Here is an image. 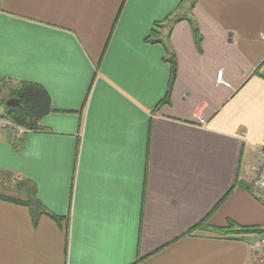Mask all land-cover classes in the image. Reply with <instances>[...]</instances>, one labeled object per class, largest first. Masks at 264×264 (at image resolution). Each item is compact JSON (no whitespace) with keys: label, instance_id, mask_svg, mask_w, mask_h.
Instances as JSON below:
<instances>
[{"label":"crops","instance_id":"0c3cea01","mask_svg":"<svg viewBox=\"0 0 264 264\" xmlns=\"http://www.w3.org/2000/svg\"><path fill=\"white\" fill-rule=\"evenodd\" d=\"M191 1L0 0V103L24 81L52 102L0 132V173L64 217L0 199V264H264L259 233L204 227L264 229V195L234 187L263 160L264 0Z\"/></svg>","mask_w":264,"mask_h":264},{"label":"trees","instance_id":"16d2710c","mask_svg":"<svg viewBox=\"0 0 264 264\" xmlns=\"http://www.w3.org/2000/svg\"><path fill=\"white\" fill-rule=\"evenodd\" d=\"M197 0L191 1V7L194 6ZM190 7V8H191ZM188 14V13H187ZM187 20L192 25L196 41L198 44L201 42V35L199 32V28L195 23L194 18L188 14L186 16ZM159 24H156L158 27ZM156 29V28H155ZM155 29L153 30L155 33ZM166 60L171 65V75L169 81V87L166 96L160 101L161 104L169 103L170 95L172 91V87L176 80L177 75V62L173 53L167 50ZM3 84L5 82L1 80ZM14 98L18 101L12 106H7L6 102H2L4 105V112L2 113V117L9 119L10 121L19 124L28 129H38L40 127V120L43 116L52 111V102L51 97L48 91L40 84L35 82L24 81L21 82L17 87L10 90V99ZM8 175H11L7 173ZM236 185H240L245 187L248 190L253 191V187L242 181L236 180L234 187ZM16 192L15 195L5 193L0 189V199L5 201H10L19 205L27 206L30 210L32 220L34 225H37L39 219L43 215H49L57 221L61 222L64 217H59L54 214H51L42 202L39 200L37 196V187L30 180H21L18 185H15ZM203 226V223L198 224L194 229ZM207 229H210L220 235H230V234H247V233H263L264 229L259 226H241L236 222L230 220L228 224L224 227H212V226H204ZM142 258L139 259V261Z\"/></svg>","mask_w":264,"mask_h":264},{"label":"built area","instance_id":"2783aa9c","mask_svg":"<svg viewBox=\"0 0 264 264\" xmlns=\"http://www.w3.org/2000/svg\"><path fill=\"white\" fill-rule=\"evenodd\" d=\"M218 81L227 84L222 78V70L218 72ZM4 91L5 86L3 82L0 81V100L2 99ZM6 130H11L17 138L22 139L25 134L32 129L16 124L7 118L0 117V132ZM259 154H262L263 156L262 164L258 168L257 173L251 179V185L257 192L264 195V152L259 151ZM259 243L264 247V232L259 235Z\"/></svg>","mask_w":264,"mask_h":264},{"label":"rangeland","instance_id":"374dc122","mask_svg":"<svg viewBox=\"0 0 264 264\" xmlns=\"http://www.w3.org/2000/svg\"><path fill=\"white\" fill-rule=\"evenodd\" d=\"M9 98H10V94H9ZM2 109L4 111V105H3V103H0V111ZM0 181H1L2 185H3V186H0V189L2 191H4L5 193H9V194H12V195H15V193L14 192H10L8 190H11V187H14L15 185H18L21 182V180L16 179L12 175L3 174V173L2 174L0 173ZM8 187H10V188L8 189ZM262 199L260 197V200H262L264 202V198H262Z\"/></svg>","mask_w":264,"mask_h":264},{"label":"water","instance_id":"95a60500","mask_svg":"<svg viewBox=\"0 0 264 264\" xmlns=\"http://www.w3.org/2000/svg\"><path fill=\"white\" fill-rule=\"evenodd\" d=\"M15 103H18V101H17L16 99H14V98H11V99H9V100L6 102L7 106H12V105H14Z\"/></svg>","mask_w":264,"mask_h":264}]
</instances>
